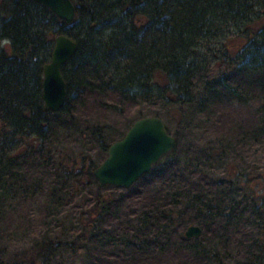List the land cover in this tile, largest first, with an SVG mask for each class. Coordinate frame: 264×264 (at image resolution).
I'll use <instances>...</instances> for the list:
<instances>
[{
    "label": "trees",
    "instance_id": "1",
    "mask_svg": "<svg viewBox=\"0 0 264 264\" xmlns=\"http://www.w3.org/2000/svg\"><path fill=\"white\" fill-rule=\"evenodd\" d=\"M71 1L75 15L66 22L38 2L0 0V264H49L66 247L83 251L77 264L122 261V252L130 247L142 257H124L137 264H148L149 253L145 252H151V247L173 255L186 253L185 262L190 257L225 264L215 255H206L201 235L187 238L179 231L172 209L182 206V200V220L199 225L210 236L208 245L217 241L224 249L230 235L238 236L232 239L236 257L229 259L237 264H264V191L256 196L245 193L239 181L224 183L218 175L201 173L205 163L200 166L190 160L188 167L201 173L203 182L197 178L176 190L153 189L136 222L124 224L113 216L111 223L106 220L108 212L101 215L104 210L99 202L102 187L113 185L99 186L93 177L97 165L86 160L88 152L79 155V161L69 156L70 163L59 155L71 136L70 129L88 151H98L100 157H105L109 144L116 140L109 139L98 124L87 125L80 135L75 129L79 112L122 111L125 106L153 110L167 104H176L178 109L195 106L204 112L216 106L249 109L261 102L258 126L238 130L236 138L243 143L240 147L248 144L264 149V0ZM59 34L74 40L77 49L61 68L66 101L53 112L43 108L42 67ZM230 34L242 42L234 52L221 44V38ZM219 63L225 69L214 76L212 68ZM158 166L154 164L151 170ZM247 175L238 177L246 187ZM73 183L83 188L72 189ZM92 183L98 184L91 192L95 202L88 199L82 204L87 207L76 209L81 228L73 241L49 237L53 233L45 223H52L64 206L81 207L76 201L83 199L81 191ZM40 195L52 203L44 208L40 239L28 248L8 251L2 245L6 239L2 223L21 204ZM171 228L176 235L173 241L167 239ZM99 234L103 237L98 239ZM82 237L91 242L81 244ZM93 240L95 245H91Z\"/></svg>",
    "mask_w": 264,
    "mask_h": 264
},
{
    "label": "rangeland",
    "instance_id": "2",
    "mask_svg": "<svg viewBox=\"0 0 264 264\" xmlns=\"http://www.w3.org/2000/svg\"><path fill=\"white\" fill-rule=\"evenodd\" d=\"M222 46L232 52L237 51L242 42L237 38L233 37L232 34L225 39L222 37ZM222 63V62H221ZM219 63V67L212 68L211 74L216 76L218 72L225 69V66ZM261 105V102H259ZM259 104L251 106L247 109L244 106L233 105L229 108L216 106L213 110H207L201 112L195 106L183 105L182 109H178L176 104L157 106L155 108H149L148 106H140L136 109L125 106L122 111H115L112 109H98L85 114V112H79L76 114L77 122L75 124V129L83 135V130L87 125H100L104 127L103 132L107 133L110 137L109 139H120L132 122L137 118L138 115H155L154 110L159 112V117H161L165 123L168 132L172 135L177 134V145L173 151L169 152L167 155L160 158L157 162L159 166L156 169L151 170L147 176L138 180L134 185L128 188L115 189L113 186L102 187L100 193L102 194V199L99 202V207H103L105 215L108 212V217L106 220L110 219V222H114V217H120L123 219L124 224L128 222H136V216L141 214L142 205L146 204V196L148 192L153 189H171L176 190L178 188L186 185L187 182L194 181L198 178V182L201 178L200 175L203 171H206L210 176L218 175L219 180L224 183H229L231 180L239 181L240 190L248 194H262L264 191V149L260 146L254 147L248 144L243 145V143L237 140L238 130H250L252 127L258 126L259 120ZM263 111V110H262ZM167 112V114H166ZM87 121V122H86ZM71 136L69 139L64 141V146L60 148V154L64 159L70 158L69 156L75 155L76 160L79 161L81 157L79 155L88 152L86 160L93 161L95 165H98L101 160L105 157H100L98 151H88V147H84L79 136L73 133V129H70ZM115 141V140H114ZM239 141V142H238ZM86 150V151H85ZM106 156V155H105ZM209 157V161L206 162L204 158ZM72 159V157H71ZM71 159L67 163H70ZM198 162L200 166L204 168L201 169V173L191 170L189 161ZM86 161V162H87ZM174 161H179L177 166L174 165ZM102 162V161H101ZM209 163L210 166L207 164ZM169 166V167H168ZM200 172V171H199ZM248 173L249 185L246 187L245 184L238 178L240 175ZM198 174V175H197ZM224 178V179H223ZM87 182L86 179L82 183ZM83 185V184H82ZM98 184L92 183L90 188H84V198L82 200L77 199L75 205H81V207L64 206L61 209L59 215H56L52 223H45L44 226L47 227L49 233H53L51 237L54 240L62 242H71L74 237L80 231V221L81 215L76 210L77 208L83 209L87 206L82 204H87L91 199V202H95V198H91L94 190H96ZM72 189H80L83 186L78 183H73L70 186ZM241 191V192H242ZM243 193V192H242ZM90 197V198H88ZM89 199V200H88ZM84 202V203H83ZM185 201L182 200V206ZM46 195H40L33 202H26V204H21L19 211L17 213H11L2 223L5 235V240H3L2 245L5 246L8 251H16L19 249L28 248L33 240H38L41 237L42 230L40 225L43 223V213L44 208L51 206ZM181 205L175 206L172 209L174 215H176V224L179 225L178 229L180 232L184 233L185 229L191 225L182 220L184 216V209ZM30 207V208H28ZM31 211V213H30ZM52 211V210H51ZM186 214V213H185ZM105 220V221H106ZM183 221V222H182ZM55 224V225H54ZM109 224V223H104ZM32 227L35 228H30ZM129 225V224H128ZM116 224L114 225V227ZM37 228V229H36ZM174 228L168 229L167 239L170 238L172 241L175 239ZM177 230V229H176ZM202 242L201 244L207 252V256L220 258L225 264H237V261L230 260V257H236V248L232 244V239L237 238L236 236H229L228 241H226V248L223 249L221 242H212L208 245L210 241V236L204 233L201 229ZM103 237L102 234L98 235V239ZM82 243H90L91 239L83 238ZM163 240V239H162ZM92 244H96L93 240ZM161 244L159 240L158 245ZM80 246V245H79ZM79 249L75 251L66 247L61 251L57 252L53 261L49 264H77L79 258L83 251L78 252ZM9 252V253H11ZM128 254H127V253ZM126 252H122L120 258L123 262L109 259L107 264H137V261L124 256H140L137 254L134 247L126 249ZM152 252V253H151ZM151 252L146 258L145 263L148 264H213L203 258H198L193 260V258L188 257V262H185V257L188 254L184 253H168L163 250H159L157 247H151ZM151 254V255H150ZM206 256V257H207ZM187 261V260H186ZM243 261V259H242Z\"/></svg>",
    "mask_w": 264,
    "mask_h": 264
},
{
    "label": "water",
    "instance_id": "3",
    "mask_svg": "<svg viewBox=\"0 0 264 264\" xmlns=\"http://www.w3.org/2000/svg\"><path fill=\"white\" fill-rule=\"evenodd\" d=\"M31 1L46 6L66 22L74 18L75 8L71 0ZM76 49L77 43L67 35L55 37L50 58L42 67V101L47 111H58L66 101V82L61 68ZM176 145L177 138L168 132L161 117L142 116L132 122L120 139L109 144L105 158L93 170V177L101 187L113 185L128 188ZM200 234L201 227L197 224L189 225L184 231L187 238H197Z\"/></svg>",
    "mask_w": 264,
    "mask_h": 264
}]
</instances>
